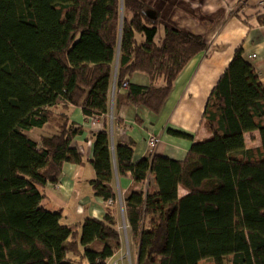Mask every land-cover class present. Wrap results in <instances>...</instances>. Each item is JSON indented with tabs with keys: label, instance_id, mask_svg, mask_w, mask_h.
Here are the masks:
<instances>
[{
	"label": "trees",
	"instance_id": "16d2710c",
	"mask_svg": "<svg viewBox=\"0 0 264 264\" xmlns=\"http://www.w3.org/2000/svg\"><path fill=\"white\" fill-rule=\"evenodd\" d=\"M148 10L143 0H0V264H107L120 249L115 209L65 226L61 210L43 203L44 190L64 164L83 162L71 143L85 129L70 108L87 120L106 116L114 92L117 106L158 114L205 50L201 36L161 31L159 14ZM137 72L149 86L127 83ZM202 125L210 137L192 143L182 161L149 154L134 162L132 145L113 144L107 125L89 132L96 197L115 202V173L135 185L153 177L155 189L132 190L123 202L136 264H223L229 256L231 264H264V87L241 48ZM253 130L261 146L247 149ZM179 186L188 193L179 197Z\"/></svg>",
	"mask_w": 264,
	"mask_h": 264
},
{
	"label": "crops",
	"instance_id": "0c3cea01",
	"mask_svg": "<svg viewBox=\"0 0 264 264\" xmlns=\"http://www.w3.org/2000/svg\"><path fill=\"white\" fill-rule=\"evenodd\" d=\"M149 11L159 14L161 31L164 26L188 31L201 36L206 48L195 56L173 83L171 92L158 114L145 106H132L121 103L117 106L114 92L110 97V109L106 116L87 120L81 110L70 108L71 120L84 127L82 135L71 143L83 159L82 164L63 165L57 183L48 184L44 190V204L50 211L61 210V224L68 226L81 224L87 218L102 220L109 206L115 209L117 229L127 230L130 239V254L137 258V243L125 219L123 202L129 192L140 190L143 193L155 189L153 177L149 176L143 184L135 185L126 176L115 173L112 188L116 200L112 205L96 197L90 181L95 178L92 159V141L89 132L102 131L108 126L113 144H130L134 149L133 161L153 154L182 161L187 156L192 143L210 137L202 125L203 114L208 99L221 75L226 70L237 49L249 62L259 76L264 87V24L259 17L264 16V0H143ZM167 13L169 19L167 20ZM170 24V25H169ZM127 83L146 87L149 78L143 73H134ZM127 92L126 88L121 90ZM169 130L191 136H174ZM149 134L159 136L160 143L153 150L147 146ZM247 149L261 146L259 132L253 130L245 134ZM149 189V190H148ZM188 192L178 187V196ZM124 224V226H118ZM124 240V239H123ZM122 245L107 264L115 258L123 263Z\"/></svg>",
	"mask_w": 264,
	"mask_h": 264
},
{
	"label": "rangeland",
	"instance_id": "374dc122",
	"mask_svg": "<svg viewBox=\"0 0 264 264\" xmlns=\"http://www.w3.org/2000/svg\"><path fill=\"white\" fill-rule=\"evenodd\" d=\"M164 14L166 15L167 20L169 19L168 15L166 12H164ZM170 24H172L170 22V19L168 20ZM169 24V25H170ZM33 133H35V137H37L39 134H42L41 130H35ZM118 226H124V224H119ZM125 228H120V235H121V240H122V245L125 244V247L122 246V255H123V263L122 264H136V260L135 258L130 254V239L127 240V230H126V226H124ZM124 239V240H123ZM130 252V253H129ZM118 258V257H117ZM115 258L112 262H109V264H120L118 259ZM200 264H213L210 261H202L200 262ZM223 264H231V257H225L223 258Z\"/></svg>",
	"mask_w": 264,
	"mask_h": 264
},
{
	"label": "built area",
	"instance_id": "2783aa9c",
	"mask_svg": "<svg viewBox=\"0 0 264 264\" xmlns=\"http://www.w3.org/2000/svg\"><path fill=\"white\" fill-rule=\"evenodd\" d=\"M124 87L126 86V84L123 85ZM97 118L95 119H92V120H96ZM160 138L159 136L157 135H154V134H149L148 135V138H147V146L150 150H153L157 147V145L160 143ZM109 205H112V201H109L108 202ZM116 264V263H115Z\"/></svg>",
	"mask_w": 264,
	"mask_h": 264
},
{
	"label": "water",
	"instance_id": "95a60500",
	"mask_svg": "<svg viewBox=\"0 0 264 264\" xmlns=\"http://www.w3.org/2000/svg\"><path fill=\"white\" fill-rule=\"evenodd\" d=\"M146 15L150 16L151 18L156 16V14H154L153 12H151L149 10L146 12Z\"/></svg>",
	"mask_w": 264,
	"mask_h": 264
}]
</instances>
